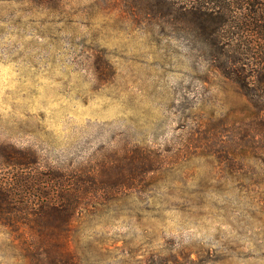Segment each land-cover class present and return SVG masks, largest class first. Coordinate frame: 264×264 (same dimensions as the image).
<instances>
[{
    "label": "rangeland",
    "instance_id": "1",
    "mask_svg": "<svg viewBox=\"0 0 264 264\" xmlns=\"http://www.w3.org/2000/svg\"><path fill=\"white\" fill-rule=\"evenodd\" d=\"M153 2L0 0V143L95 176L83 264H264V52L240 84Z\"/></svg>",
    "mask_w": 264,
    "mask_h": 264
},
{
    "label": "trees",
    "instance_id": "2",
    "mask_svg": "<svg viewBox=\"0 0 264 264\" xmlns=\"http://www.w3.org/2000/svg\"><path fill=\"white\" fill-rule=\"evenodd\" d=\"M165 1L150 6L171 16L215 68L246 85L238 63L252 50L264 52L256 48L264 43V0ZM0 169V228L27 264H83L69 228L88 206L95 176L44 167L33 150L9 143H0Z\"/></svg>",
    "mask_w": 264,
    "mask_h": 264
}]
</instances>
